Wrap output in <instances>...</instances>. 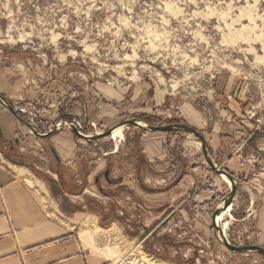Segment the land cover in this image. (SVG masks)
I'll use <instances>...</instances> for the list:
<instances>
[{
	"label": "rangeland",
	"instance_id": "1",
	"mask_svg": "<svg viewBox=\"0 0 264 264\" xmlns=\"http://www.w3.org/2000/svg\"><path fill=\"white\" fill-rule=\"evenodd\" d=\"M0 94L27 114L16 117L0 104L3 156L49 170L57 179H46H61L71 194L84 189L85 202L89 197L99 208L116 204L135 213L138 236L127 240L133 246L144 240L153 264H264L256 253L229 251L211 231L222 202L202 220L184 203L186 193L172 190L180 178L169 173L173 166L210 169L196 138L164 133L169 160L150 162L138 178L140 148L145 152L141 129L126 126L123 141L105 138L90 145L61 122L73 115L85 135L143 117L153 120H141L149 125L183 123L205 137L212 158L213 142H226L218 151L225 153L221 161L245 143L250 150L262 147L264 126L254 135L249 117L264 124V0H0ZM103 106L119 111L111 125L103 122ZM183 108L200 115L204 126L193 125ZM31 119L43 134L59 122L54 135L76 139L75 170L56 164L48 142L26 126ZM88 174L99 183H86ZM212 174L219 197L228 196L229 183ZM240 178L224 216L226 237L236 246L264 248L256 206H249Z\"/></svg>",
	"mask_w": 264,
	"mask_h": 264
},
{
	"label": "crops",
	"instance_id": "2",
	"mask_svg": "<svg viewBox=\"0 0 264 264\" xmlns=\"http://www.w3.org/2000/svg\"><path fill=\"white\" fill-rule=\"evenodd\" d=\"M100 111L107 118L103 122L108 125L119 114L109 106L100 107ZM183 111L193 125L204 126L200 115L192 114L189 108ZM3 133L6 135L4 128ZM167 139L164 133L144 136L142 147L149 162L169 160ZM41 140L48 142L66 167L76 169L73 168L78 159L75 138L54 135ZM213 143L214 162H221L225 171L239 180L243 175L246 177L247 168L240 165L234 152L221 161L225 153L218 151L225 149L226 142L218 137ZM48 174L56 181L57 176L49 170L13 163L0 152V264H106L132 248L134 242L127 240L116 222L102 225L100 216L87 208L83 191L79 195L64 191L69 206L64 205L46 182ZM87 176L86 183L97 181L95 174ZM56 183L61 188L60 180ZM215 184L209 168L199 167L187 171L172 190L180 195L186 193L184 203L196 217L205 220L210 215L209 206L220 193ZM255 206V227L264 239V202L257 201Z\"/></svg>",
	"mask_w": 264,
	"mask_h": 264
},
{
	"label": "water",
	"instance_id": "3",
	"mask_svg": "<svg viewBox=\"0 0 264 264\" xmlns=\"http://www.w3.org/2000/svg\"><path fill=\"white\" fill-rule=\"evenodd\" d=\"M0 104L2 105L3 108L8 110L12 115L18 117V110L11 105L6 98L0 94ZM71 118H68L67 120L61 119V121H64L67 123L69 129L73 132L74 135L77 136L80 140H84L87 143H93L101 139L105 138H110L112 136V133L118 129V128H124L126 126H135L138 129H143L145 131H148L149 133H169V132H183L186 134H189L196 138L200 145L201 149L204 155V158L206 160V163L209 165L213 173L220 177H224L229 181V189L230 193L228 196H226L221 205L217 207L215 212L212 215V224L213 228L217 232L220 241L222 242L223 246L228 249L231 252L234 253H240V254H247V253H257L263 256L264 258V248L257 246V245H248V246H236L230 243L228 238L226 237L224 229L218 225L217 219L225 213L230 206L233 205L236 195H237V189L239 185V180L235 178L232 174L228 173L227 171L223 170L221 167H219L213 160L212 155L210 153V150L207 145V141L205 137L195 128L191 127L190 125L186 124H168V125H161V126H156V125H149L146 123H143L142 121L138 119H132V120H127L123 123H120L107 132L103 133H97L95 135H85L77 126L75 121H71ZM20 122H23L21 119H19ZM24 123V122H23ZM56 123L53 124L52 129L50 130L49 133L47 134H40L39 132L35 131L32 129V127L27 126L35 136L41 138V139H46L52 134H54L56 130ZM143 124V125H142ZM53 154H56L54 150H52ZM108 176V174H106Z\"/></svg>",
	"mask_w": 264,
	"mask_h": 264
},
{
	"label": "built area",
	"instance_id": "4",
	"mask_svg": "<svg viewBox=\"0 0 264 264\" xmlns=\"http://www.w3.org/2000/svg\"><path fill=\"white\" fill-rule=\"evenodd\" d=\"M15 108L18 110V115H27L24 110L18 109L16 106ZM31 115L35 116L33 114ZM254 117L255 116L249 117V119L256 124V130L254 132L261 133V128L264 126V124L258 119L254 121ZM75 122L76 126L83 132L84 129L82 125L77 121ZM28 123L29 124H27L26 126H30L35 131L43 134L41 133V130L39 131L40 125L38 121H35V119H31ZM64 123L67 124L66 122ZM60 126L61 123L58 122L56 124L57 131ZM51 129L52 128H50L49 131L45 132V134L49 133ZM31 133L34 135L32 131ZM246 144L247 143L243 144L238 150H236L233 156L238 157L240 165L247 168V176L245 177L244 189L248 195L250 207L253 208L257 201H260L261 203L264 202V147H259L256 150H250L247 148ZM243 150H246L247 153H244ZM248 217H250V215ZM143 243L144 240L140 241L137 245L133 246L130 250L122 254L120 257L116 258L115 260L109 261L106 264H152L153 258L145 252Z\"/></svg>",
	"mask_w": 264,
	"mask_h": 264
},
{
	"label": "trees",
	"instance_id": "5",
	"mask_svg": "<svg viewBox=\"0 0 264 264\" xmlns=\"http://www.w3.org/2000/svg\"><path fill=\"white\" fill-rule=\"evenodd\" d=\"M6 100H7V98H6ZM8 102L11 104L10 101H8ZM11 105H13V104H11ZM66 117L67 118H69V117L70 118H73V115H71V114L70 115H66ZM138 120H140V121L143 120L145 122H148L149 124H151L153 122L152 119L147 118V117H143V118H140ZM180 124H183V123H180ZM140 133H141V135H146L149 132L141 129L140 130ZM175 133H179V132H169L168 134L173 135ZM54 134H52L51 136H49L46 139H50V137L54 136ZM254 135H257V132H254ZM94 143H96V142L89 143V144L92 145ZM52 150L53 149L50 148L51 154L55 158L56 164L58 166L64 167L65 165L61 162V160L59 159V157L56 154H53ZM144 154L145 153L142 152V150L140 148V150H139V157H138V160H137V166L139 167L138 168V170H139V172H138V178L141 175L140 174L141 173V169L143 167H145V166L148 167V166L151 165L150 162L147 160V158L144 156ZM179 161L180 160L178 159L176 161V164L179 165ZM16 163H19V161H17ZM190 168L191 169H196L197 166H191ZM187 169L188 168H186V167H184V168L182 167L181 170H178V168H175V166H173L171 168V170L169 171L170 174L171 173H177V175L180 174L179 175L180 178L178 179V181L175 183V185L173 187L177 186L180 183V181L186 176ZM209 170L212 171L211 168ZM45 179H46V176H45ZM106 180H108L107 177H106ZM46 182L48 183V185H50V187L52 189V192L54 193V196H56L58 199H60L63 202L64 205L69 206L68 198H66L64 196V193L63 192L66 191V193H69L70 187H68V185H66L63 181H61V179H60V183L62 182L61 185H60L61 188H59L58 184L56 182L52 181V180H47L46 179ZM96 182L99 183L98 182V179H97ZM127 190H130V189L127 188ZM100 192L102 194H105V195L109 196L106 192H103L101 189H100ZM129 194H132V193H129ZM133 195H136V194H133ZM117 197L118 196L116 194H114V195L111 196V198H117ZM225 197L226 196L219 197V195H216V197L214 199V202L209 206V208H212L215 204L222 202ZM137 200H138V202H140V199L139 198ZM86 202H87V208L89 210L93 211L94 213H97L100 216V222H101L102 225H108V224H111L113 222H116L124 230V233H125L124 235L126 236V238H128L130 240H133V239L136 238V236H138V232H136V230L138 228H140L141 223H139V221L135 218V215H134L135 213H131V212L129 213L125 208H121L120 206H117L116 204H114V207L109 208L107 210H106V208H103V207L99 208L98 205L95 202H93L92 200H90L89 197H86ZM118 211L122 212L124 214V216L123 217H120L119 214H118ZM131 216H134V218H131ZM212 230H214L213 227H211V231ZM173 243H175V242H173ZM167 254H169V252H167ZM258 255L261 256L260 254H258ZM167 257H169V256H167ZM261 257H263V256H261ZM193 263H194V261H193Z\"/></svg>",
	"mask_w": 264,
	"mask_h": 264
},
{
	"label": "bare ground",
	"instance_id": "6",
	"mask_svg": "<svg viewBox=\"0 0 264 264\" xmlns=\"http://www.w3.org/2000/svg\"><path fill=\"white\" fill-rule=\"evenodd\" d=\"M143 125V124H142ZM111 140H117L116 142L119 143L120 141H123L124 140V135H123V128H118L116 129L113 133H112V136L110 137ZM117 149H118V146H117ZM222 180L225 182V183H229V181L224 178V177H221ZM230 184V183H229ZM228 184V185H229ZM232 210L231 206L228 208V210L223 213L218 219H217V223L219 226H221L220 224L223 222V225L221 226L224 231L225 229L227 228V226L229 225V222H225V219H224V216L225 215H228V213Z\"/></svg>",
	"mask_w": 264,
	"mask_h": 264
},
{
	"label": "flooded vegetation",
	"instance_id": "7",
	"mask_svg": "<svg viewBox=\"0 0 264 264\" xmlns=\"http://www.w3.org/2000/svg\"><path fill=\"white\" fill-rule=\"evenodd\" d=\"M106 177H107V175H106Z\"/></svg>",
	"mask_w": 264,
	"mask_h": 264
}]
</instances>
